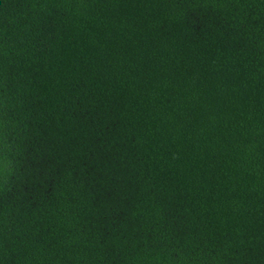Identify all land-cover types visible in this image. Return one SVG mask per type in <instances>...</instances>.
Wrapping results in <instances>:
<instances>
[{"label":"trees","instance_id":"16d2710c","mask_svg":"<svg viewBox=\"0 0 264 264\" xmlns=\"http://www.w3.org/2000/svg\"><path fill=\"white\" fill-rule=\"evenodd\" d=\"M0 264H264V0H0Z\"/></svg>","mask_w":264,"mask_h":264}]
</instances>
